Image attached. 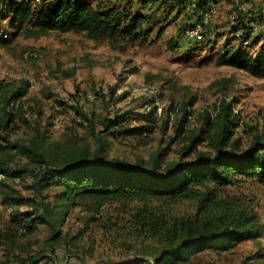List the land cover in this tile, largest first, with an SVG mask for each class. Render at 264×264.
<instances>
[{"label": "trees", "instance_id": "trees-1", "mask_svg": "<svg viewBox=\"0 0 264 264\" xmlns=\"http://www.w3.org/2000/svg\"><path fill=\"white\" fill-rule=\"evenodd\" d=\"M216 1L115 0L94 6L86 0H0V22L10 20L13 30L2 33L0 45L6 48L9 37L39 39L51 33L80 34L96 43L107 42L112 51L124 53L153 33L156 19L166 26L190 10L203 19ZM197 26L193 24L188 30ZM242 30L240 45L221 50L216 65L264 79V41L258 53H249L260 37L252 41V28ZM170 47L175 50L178 44L171 42ZM29 87L27 82L0 79V176L4 180L18 178L23 184L26 179L32 180L25 186L31 192L29 196L3 184L8 189L4 202L12 210L9 224L0 228V245L13 246L17 236L33 235L39 222L50 230L52 257L59 245L66 244L77 252L69 249L63 264L71 260L82 263L85 257L80 253L93 257L96 242L91 241L89 249L79 251L74 244L80 242L83 232L71 238L63 235L62 218L81 206L99 209L106 205L112 206L116 215L105 227L107 241L112 237L115 246L120 240H131L143 248L135 252L130 264H186L206 251L221 255L259 238L257 203L242 194L231 195L226 189L246 179L264 183V132H256L244 147L235 138L239 116L232 102L222 100L205 113L202 127L186 137L178 161L165 164L163 153L168 149L164 148L156 151L150 162L130 165L107 157L105 135L137 140L140 147L147 146L148 128L156 120L155 108L144 118V127L126 125L120 117L81 115L89 126L92 142L65 146L48 142L47 131L37 118V127H31L24 100ZM186 108L185 120L168 146L185 133L182 123H187L191 115ZM19 124L32 128V134L22 141L12 140L13 129ZM203 145L208 151L199 150ZM54 190L57 193L50 201ZM183 202L193 205L191 213H177ZM8 256L3 255L5 261L0 264H26L24 259L15 257L13 261Z\"/></svg>", "mask_w": 264, "mask_h": 264}, {"label": "rangeland", "instance_id": "rangeland-1", "mask_svg": "<svg viewBox=\"0 0 264 264\" xmlns=\"http://www.w3.org/2000/svg\"><path fill=\"white\" fill-rule=\"evenodd\" d=\"M86 1L96 6L115 0ZM211 6L212 13L203 19L194 10L185 11L166 26L163 20L156 19L153 33L124 53L112 51L107 42L96 43L80 34L51 33L39 39L7 37L8 46L0 45V79L30 85L24 100L31 127H37L34 122L37 118L47 131L48 142L65 146L92 142L89 126L81 115L120 117L126 125L144 127L147 124L144 118L155 108L156 120L148 128L147 146L140 147L137 140H117L105 135L110 160L130 165L150 162L156 151L167 148L163 153L164 163L178 161L186 137L202 127L205 113L214 110L222 100L233 103L234 113L239 116L235 138L247 147L256 132H264V79L233 68L218 67L216 58L221 50L240 45L237 34L242 27L252 28V41L260 37L259 44L248 52L260 51L264 41V0H217ZM196 23L202 27V39L186 35L188 28ZM11 28L10 20L1 21L0 39L4 38L2 33H12ZM171 42L177 43L178 48L172 50ZM27 53H36L38 58L25 59ZM185 107L191 113L187 123H182L185 133L168 146L179 124L185 120ZM32 128L19 124L13 129L11 139L25 140L32 134ZM199 150L208 151L206 145ZM24 183L18 178L4 180L0 176V228L9 224L12 210L4 202L8 189L3 184L29 196L31 192L25 186L32 180L26 179ZM226 192L245 195L257 203L261 223L259 238L221 255L206 251L186 264H264V183L240 180ZM56 193V190L50 193V201H54ZM192 209L191 203L183 202L176 211L187 214ZM111 217H116L114 208L106 205L99 209L81 206L62 218L63 235L71 238L83 232L80 242L74 244L80 247L79 251L89 249L91 241L96 242L93 257L82 251L84 262L71 260L69 264L133 262L130 259L143 248L131 240L125 243L120 240L115 246L112 237L107 241L104 233ZM17 237L13 246L0 245V261H5L3 255L9 254L13 261L19 257L26 264L37 259L41 260L39 264H63L69 249L77 252L71 245L58 244L52 257L50 230L39 222L33 235ZM43 255L49 258L44 259ZM146 259L153 261L150 256Z\"/></svg>", "mask_w": 264, "mask_h": 264}, {"label": "built area", "instance_id": "built-area-1", "mask_svg": "<svg viewBox=\"0 0 264 264\" xmlns=\"http://www.w3.org/2000/svg\"><path fill=\"white\" fill-rule=\"evenodd\" d=\"M212 11H213V8L211 9V11L209 13H212ZM205 21H206V18H205ZM201 28H202L201 26H198V27H196L193 30L187 31L186 32L187 37H189V38H195V39H202L203 36H202V29ZM242 34H243V30L242 31H239L238 34H237V36L238 37H241ZM36 58H38V56H37L36 53H27L25 55V59H28V60L36 59Z\"/></svg>", "mask_w": 264, "mask_h": 264}]
</instances>
